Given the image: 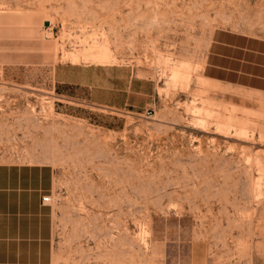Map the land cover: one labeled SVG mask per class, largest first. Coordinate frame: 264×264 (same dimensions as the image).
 <instances>
[{
    "label": "rangeland",
    "instance_id": "374dc122",
    "mask_svg": "<svg viewBox=\"0 0 264 264\" xmlns=\"http://www.w3.org/2000/svg\"><path fill=\"white\" fill-rule=\"evenodd\" d=\"M258 1L0 0V155L55 168L53 264H264V94L202 76Z\"/></svg>",
    "mask_w": 264,
    "mask_h": 264
},
{
    "label": "crops",
    "instance_id": "0c3cea01",
    "mask_svg": "<svg viewBox=\"0 0 264 264\" xmlns=\"http://www.w3.org/2000/svg\"><path fill=\"white\" fill-rule=\"evenodd\" d=\"M202 76L234 89L264 94V0L245 15L231 17L230 24L213 29ZM3 120L10 126L15 123ZM13 157L6 152L0 155V264H53L54 209L43 198L53 194L55 168L50 163ZM193 258L200 259L198 251Z\"/></svg>",
    "mask_w": 264,
    "mask_h": 264
},
{
    "label": "built area",
    "instance_id": "2783aa9c",
    "mask_svg": "<svg viewBox=\"0 0 264 264\" xmlns=\"http://www.w3.org/2000/svg\"><path fill=\"white\" fill-rule=\"evenodd\" d=\"M43 201H44L45 203L50 204L51 201H52V195H51V194H48V195L44 196Z\"/></svg>",
    "mask_w": 264,
    "mask_h": 264
},
{
    "label": "bare ground",
    "instance_id": "6f19581e",
    "mask_svg": "<svg viewBox=\"0 0 264 264\" xmlns=\"http://www.w3.org/2000/svg\"><path fill=\"white\" fill-rule=\"evenodd\" d=\"M96 53H98V52H96ZM96 53H95V56H97ZM99 54H100V53H99ZM104 55H105V53H104ZM104 55H102V52H101V54H100V58H101L102 60L106 58V56H104ZM100 58H99V60H100ZM102 60H101V61H102ZM186 73H187V72H186Z\"/></svg>",
    "mask_w": 264,
    "mask_h": 264
},
{
    "label": "water",
    "instance_id": "95a60500",
    "mask_svg": "<svg viewBox=\"0 0 264 264\" xmlns=\"http://www.w3.org/2000/svg\"><path fill=\"white\" fill-rule=\"evenodd\" d=\"M48 24V23H47Z\"/></svg>",
    "mask_w": 264,
    "mask_h": 264
}]
</instances>
